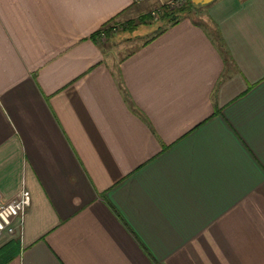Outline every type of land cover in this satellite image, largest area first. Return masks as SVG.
<instances>
[{"label": "crops", "instance_id": "0c3cea01", "mask_svg": "<svg viewBox=\"0 0 264 264\" xmlns=\"http://www.w3.org/2000/svg\"><path fill=\"white\" fill-rule=\"evenodd\" d=\"M168 1L0 0V264H264V0Z\"/></svg>", "mask_w": 264, "mask_h": 264}, {"label": "built area", "instance_id": "2783aa9c", "mask_svg": "<svg viewBox=\"0 0 264 264\" xmlns=\"http://www.w3.org/2000/svg\"><path fill=\"white\" fill-rule=\"evenodd\" d=\"M190 0H170L169 6L180 7ZM31 192L23 187L13 198L0 200V237L4 233L22 232L25 225L26 212L31 205Z\"/></svg>", "mask_w": 264, "mask_h": 264}, {"label": "trees", "instance_id": "16d2710c", "mask_svg": "<svg viewBox=\"0 0 264 264\" xmlns=\"http://www.w3.org/2000/svg\"><path fill=\"white\" fill-rule=\"evenodd\" d=\"M201 7V5H196L193 3L192 0L188 1L186 4L176 8V9H168L167 7H164L162 9V15L161 18L164 19L167 23L175 24L178 22L183 16L186 14L191 13L194 9ZM152 18V14L149 13L146 15ZM112 27H108V29H104L103 31L106 32L110 30ZM102 33V30L98 31V35Z\"/></svg>", "mask_w": 264, "mask_h": 264}, {"label": "rangeland", "instance_id": "374dc122", "mask_svg": "<svg viewBox=\"0 0 264 264\" xmlns=\"http://www.w3.org/2000/svg\"><path fill=\"white\" fill-rule=\"evenodd\" d=\"M170 1V0H169ZM169 1L168 2H165V3H163V5H161V6H159L158 7V9L157 10H154V11H152L151 12V14H152V18H151V20L150 21H155V22H157L156 23V25H158L159 24V28H160V24H161V26H163L164 25V23L163 22H166V21H164L162 18H160L161 16V14L160 13H162V9L164 8V7H167L168 9H176V8H178V7H171V6H169ZM155 25L153 24V25H151L150 27H151V29H149V30H153V27H154ZM125 28V26L124 25H119L118 26V28H117V30H123Z\"/></svg>", "mask_w": 264, "mask_h": 264}, {"label": "water", "instance_id": "95a60500", "mask_svg": "<svg viewBox=\"0 0 264 264\" xmlns=\"http://www.w3.org/2000/svg\"><path fill=\"white\" fill-rule=\"evenodd\" d=\"M196 5H207L213 2L214 0H192Z\"/></svg>", "mask_w": 264, "mask_h": 264}]
</instances>
